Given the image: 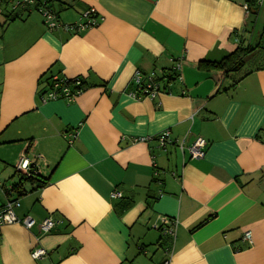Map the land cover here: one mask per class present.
I'll return each instance as SVG.
<instances>
[{
	"label": "crops",
	"instance_id": "0c3cea01",
	"mask_svg": "<svg viewBox=\"0 0 264 264\" xmlns=\"http://www.w3.org/2000/svg\"><path fill=\"white\" fill-rule=\"evenodd\" d=\"M51 4L64 23L94 8L99 24L68 33L49 31L37 10L0 14V180L16 181L10 168L23 155L39 175L22 195L0 188V206L17 198L16 215L37 223L1 227L0 264H264L260 10L252 15L248 0ZM240 44L255 48L243 72L199 67ZM177 60L182 81L160 80L154 99L130 95L136 71L161 75ZM54 76L88 86L72 101H43ZM74 130L70 143L64 134ZM166 130L173 142L163 146ZM198 136L206 153L191 158ZM49 215L58 223L42 233ZM170 221L175 236L165 232ZM35 246L47 254L33 258ZM152 247L159 252L148 257Z\"/></svg>",
	"mask_w": 264,
	"mask_h": 264
},
{
	"label": "built area",
	"instance_id": "2783aa9c",
	"mask_svg": "<svg viewBox=\"0 0 264 264\" xmlns=\"http://www.w3.org/2000/svg\"><path fill=\"white\" fill-rule=\"evenodd\" d=\"M263 2L264 0H258L259 5H261ZM32 10H37L42 15L43 23L49 31L63 29L68 33H79L88 27L99 24L97 17L98 15L94 8H90L81 14L78 21L73 23H64L60 21L56 11L46 0H0V14L6 13L11 17H20L23 14L31 12ZM180 69L181 61H174L173 70L178 73ZM71 79L74 80V84H80V79L77 77L65 78L61 76H54L50 81L48 90L42 95V100L48 101L62 98L72 101L75 98V95L81 91V89L72 90V88L68 86V80ZM176 79L180 81L183 80L180 74H177ZM132 84L134 85V88L130 91V95L136 99H141L143 97H150L154 99L161 92L162 83L160 80H158V74L155 72L143 75L140 71H136L133 76ZM64 135L69 136V142L72 143L74 138L77 136V131L74 130ZM160 141L163 146L173 142V140H171L169 130L164 131L160 135ZM179 142L182 149L183 147H186L185 140H179ZM206 145V139L202 136H198L194 142L187 146V151L191 158H203L206 153ZM36 167L37 164L35 160L23 155L16 163L15 170L24 175L26 174L31 176L35 173ZM2 187L10 188V185L6 186L5 183L0 180V188ZM119 195V192H114L112 196L117 197ZM18 205L19 200L17 198H13L0 206V229L3 225L10 223H21L27 228H32L37 224L36 220L31 216L19 218L14 211L15 207ZM162 221L168 224V219L166 217H163ZM57 223V220L52 215H49L39 223V227L42 233H48L57 225ZM175 224V221L174 224L172 221H170L169 226H164L165 232L175 236ZM243 239L252 241L251 232L246 231L243 235ZM46 254V250L39 246H35L31 251V255L35 259L44 257ZM162 264H169V261L165 260Z\"/></svg>",
	"mask_w": 264,
	"mask_h": 264
},
{
	"label": "trees",
	"instance_id": "16d2710c",
	"mask_svg": "<svg viewBox=\"0 0 264 264\" xmlns=\"http://www.w3.org/2000/svg\"><path fill=\"white\" fill-rule=\"evenodd\" d=\"M51 6V0H46ZM248 8H249V12L254 15L257 16L260 10V5L258 3V0H248ZM255 48H251L248 47V45H244V44H240L233 52L229 53L228 55H226L224 58H222L221 60L218 61H200L199 62V67L201 69L204 70H221L223 72L224 76H228L232 73L238 72V71H242L243 70V65L244 62L246 60V57L250 54V52H252ZM243 72V71H242ZM249 72H245V74H248ZM244 74V75H245ZM176 78V71L173 69L170 70H163V72L161 73V75L158 74V80H162L163 82H165V84H169L171 83L173 80H175ZM53 79V77L51 78V80ZM80 79V78H79ZM238 82V81H236ZM68 86H70L72 88V90H76V89H83L86 88L88 85L87 83L83 80L80 79V84H74V80H68ZM15 175L18 176V180L12 182L10 184V188L6 187L5 190L7 193L9 194H19L22 195L25 192V184L29 181H33L34 179H38L39 175L37 174V167H36V171L33 175L28 176V175H24L20 172H17L15 170ZM39 180V179H38ZM42 182V184L39 187L44 186L45 184H47L48 181H44V180H40ZM204 222H202L201 224H203ZM200 224V225H201Z\"/></svg>",
	"mask_w": 264,
	"mask_h": 264
},
{
	"label": "rangeland",
	"instance_id": "374dc122",
	"mask_svg": "<svg viewBox=\"0 0 264 264\" xmlns=\"http://www.w3.org/2000/svg\"><path fill=\"white\" fill-rule=\"evenodd\" d=\"M263 30H264V2L261 4V9H260V14L258 15L257 17V21L254 23V29H253V34L255 36V39H257L262 33H263ZM0 166L1 163H0ZM10 170L12 172H15V169L13 168H10ZM0 174H1V167H0ZM8 178V177H7ZM6 178V179H7ZM3 179V178H1ZM11 179V178H10ZM14 180H18V176H14L13 177ZM4 181V180H3ZM6 182H9V179L6 181ZM29 185V184H28ZM155 247H152L151 249H149V254H148V257L149 256H153L154 254L157 256L158 254V250L154 253L155 251ZM154 253V254H153ZM156 258V257H155Z\"/></svg>",
	"mask_w": 264,
	"mask_h": 264
}]
</instances>
